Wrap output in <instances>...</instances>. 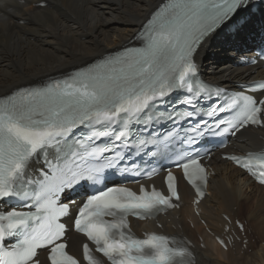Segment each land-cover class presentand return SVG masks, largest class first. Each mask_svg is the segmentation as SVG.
Masks as SVG:
<instances>
[{"label": "snow or ice", "instance_id": "obj_1", "mask_svg": "<svg viewBox=\"0 0 264 264\" xmlns=\"http://www.w3.org/2000/svg\"><path fill=\"white\" fill-rule=\"evenodd\" d=\"M247 3L248 0H167L138 34L142 47L125 48L62 80H53L44 87L21 88L0 98V198L32 199L35 207V211L13 207L0 212V264H40L38 249L48 250L50 264H81L66 251V243L58 242L65 236V225L59 219L67 216L70 208L69 203H58L60 194L81 181L97 182L105 167H114V161L123 159L132 124L140 122L173 90L186 87L193 93V56L200 41ZM255 87L264 90V81L255 82ZM207 90L201 86L193 95ZM192 98L189 96L183 103L192 104ZM233 109L232 120L215 121L217 128L227 125L221 128L222 133L235 134L249 125H264V99L244 93L205 115L214 118L217 112ZM195 115H199L195 108L174 110L167 119ZM149 120L158 123L159 117L144 119L145 125ZM200 123L208 126L202 120L192 127L190 143L202 135ZM81 126L87 134L81 133L69 143L68 137ZM175 134H156L157 139H138L134 143H164ZM101 138L107 142L97 144ZM51 148L57 149L56 158L63 159V166L51 165L47 159ZM108 152L113 153L111 159L104 155ZM37 154L44 155L52 170L51 176L42 173L39 181L28 174L29 162ZM227 158L264 183V152ZM87 159L107 163L86 167L77 163ZM176 167L183 169L198 196L203 197L207 174L199 155L182 156ZM153 174L155 170L145 173L149 178ZM166 183L167 195L155 187L148 190L141 185L139 193L126 186H112L86 196L73 226L95 245V251L87 243L83 245L87 264H104L96 253L109 264H191V251L186 246H174L173 238L157 232H146L141 238L129 226V216L147 219L178 207L173 200L179 201L180 195L171 171ZM29 185L38 188L29 190ZM9 237L17 238V242L5 247Z\"/></svg>", "mask_w": 264, "mask_h": 264}, {"label": "bare ground", "instance_id": "obj_2", "mask_svg": "<svg viewBox=\"0 0 264 264\" xmlns=\"http://www.w3.org/2000/svg\"><path fill=\"white\" fill-rule=\"evenodd\" d=\"M39 1L0 0V95L118 48L134 36L162 0H45L48 5L44 8L35 6ZM242 35L238 32L236 39H242ZM236 39L209 38L200 47L196 58L207 78L230 85L264 76L260 67L235 65L237 50L232 45ZM261 136L264 129H245L234 145L240 151L261 148ZM211 164L215 174L209 180L210 194L200 203L201 217L219 233L225 223L223 214L232 221L243 217L247 222L246 248L243 242H236L224 250L208 235L193 212V193L185 183L180 185L184 204L168 216L165 227L192 237L196 264H264V187L219 156L213 157ZM242 207L246 215L241 214ZM197 235L204 237L205 248L200 247ZM80 238L71 233L69 248L76 253Z\"/></svg>", "mask_w": 264, "mask_h": 264}, {"label": "rangeland", "instance_id": "obj_3", "mask_svg": "<svg viewBox=\"0 0 264 264\" xmlns=\"http://www.w3.org/2000/svg\"><path fill=\"white\" fill-rule=\"evenodd\" d=\"M119 47H120V46H119ZM115 49H116V48H115ZM115 49L113 48V49H111L110 51L115 50ZM234 195H236V193H234ZM255 205H256V204H253V206H255ZM241 209H242L243 212H242V213L240 212V213L246 215L247 210H246L244 207H242ZM253 239H257V238L255 237V238H253ZM258 243H259V242H258ZM262 243H264V242H262Z\"/></svg>", "mask_w": 264, "mask_h": 264}]
</instances>
